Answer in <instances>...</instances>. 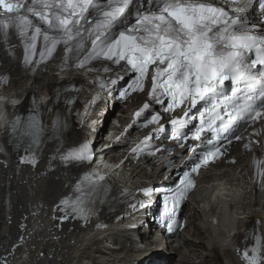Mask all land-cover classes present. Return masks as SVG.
Segmentation results:
<instances>
[{
  "label": "snow or ice",
  "instance_id": "snow-or-ice-1",
  "mask_svg": "<svg viewBox=\"0 0 264 264\" xmlns=\"http://www.w3.org/2000/svg\"><path fill=\"white\" fill-rule=\"evenodd\" d=\"M13 31L24 46L26 66L53 59L62 47L63 63L74 56L77 69L94 71L88 65L103 61L131 73L127 87L118 90V98L145 91L149 81V100L136 110L125 133L141 119L142 127L158 125L151 135L164 132L166 126L160 121L168 114L173 141L184 147L191 139L199 142L197 147L206 148L198 156L196 147L189 149L191 167L183 171L179 183L164 198L159 223L166 224L169 233L182 227L177 215L196 186L194 174L227 154L224 141H241L251 125L264 123V0H0V33L5 43ZM61 70H65L63 65ZM110 70L104 67L105 72ZM0 81L6 83L7 77ZM117 82L113 79L111 85ZM101 87L112 95L114 89L107 82ZM90 103L95 105L96 98ZM152 103L162 111L153 110ZM177 109L183 114L173 115ZM40 112L35 98L27 117L16 114L9 120L0 106V121L14 138L13 143L29 154L21 157L22 161L33 165L37 163L36 153L49 138ZM66 126V121L57 117L52 135ZM151 135L132 152L148 148ZM254 135L260 131L255 130ZM253 143L260 141L250 140L243 147L251 150ZM156 151L161 149L152 154ZM95 156L85 142L59 149L54 158L66 166L90 165ZM109 180L105 174L86 172L57 205L56 210L62 213L59 219L88 222L109 191ZM151 191L145 189V196L150 197ZM137 205L143 208L146 202L138 201L132 208L136 210ZM256 240L254 247L242 253L246 264H264V241L260 237Z\"/></svg>",
  "mask_w": 264,
  "mask_h": 264
},
{
  "label": "bare ground",
  "instance_id": "bare-ground-1",
  "mask_svg": "<svg viewBox=\"0 0 264 264\" xmlns=\"http://www.w3.org/2000/svg\"><path fill=\"white\" fill-rule=\"evenodd\" d=\"M14 33L10 32L9 35L12 37ZM2 37L3 34L0 33V39ZM40 46L41 41L38 40V52ZM61 48H58L53 59L39 65L34 64L32 67L24 63L13 67L6 62L7 58L1 57L0 54V75L7 77L8 82L4 88L13 92L12 97L16 101L12 103H19L17 100H21L23 92L27 91L29 79L33 80L37 89L48 84V87L57 89L65 96L72 88L74 94L79 92V80L60 85L52 83L53 68L59 65H63L65 69L70 67V63H63L64 53ZM36 59H39L38 54ZM69 61L75 65L74 56ZM105 66L111 70L105 72ZM88 68L94 69H86L91 81L107 82L108 86L111 84V76L120 78L124 74L120 67L113 68L111 64L106 65L103 61H94ZM68 98L73 99L71 96ZM145 100L144 96L132 99L133 104ZM56 108L55 115L63 114L66 109L62 102ZM52 117L50 113L44 115V125L49 138L36 153L35 165L22 161L23 156L19 151L9 150V154L7 150L4 156L0 152V264H246L245 260L237 259L233 245L232 248L228 246L231 239L229 232L223 231L220 235H215L209 217L205 219L200 215L194 220L197 210L192 204L188 205L183 214L189 222L188 228L186 233L179 237L185 247L179 240L177 246H174L172 241H166L165 247L146 251L141 246L149 244L148 235L143 233L141 241L134 240L133 236L138 235L140 229H127L122 225L123 220L119 219L125 212L120 209V201L126 191L116 185L111 189L109 201L100 205L97 214L88 222L72 217L59 219L62 213L56 210L57 200L61 194L73 190L81 170L75 165L66 166L54 157L59 149H66L76 142L81 132L75 126H67L53 136ZM2 128L5 129L3 121H0V131ZM255 130L260 131L258 136L253 132L255 139L263 142L262 126H257ZM241 156L243 154L236 149L234 157L239 159ZM127 161L135 179L152 178L157 182L164 176L161 170L157 171L162 165L160 160L157 163L147 160L149 166H154L149 177L145 176L146 170L141 160L136 163ZM240 203L243 204L242 214L246 215V222L245 229H242L241 224L237 226V246L245 247L252 244L259 234L264 236V220L263 213L254 209L255 205L250 198H244ZM256 205L264 206V197H259ZM224 214L225 208L222 209L221 216H218L219 226H224ZM191 232L194 238H200L198 243L190 241ZM232 241L234 242V238ZM205 250H211L213 253H203ZM85 259L91 263L84 262Z\"/></svg>",
  "mask_w": 264,
  "mask_h": 264
},
{
  "label": "rangeland",
  "instance_id": "rangeland-1",
  "mask_svg": "<svg viewBox=\"0 0 264 264\" xmlns=\"http://www.w3.org/2000/svg\"><path fill=\"white\" fill-rule=\"evenodd\" d=\"M186 210V209H185ZM194 217H196L195 219H194ZM194 217H192L195 221H196V219H198V217H199V215H198V213H195L194 214ZM191 230H192V232H193V227H191ZM192 232H191V237H190V241L192 242V243H198L199 242V239L200 238H194V236L192 235ZM194 238V239H193ZM183 247H185V244H183L182 245ZM203 253H213V252H211V250H205V251H203ZM84 262H87V259H85L84 260ZM87 263H91L90 261H88ZM92 264V263H91ZM102 264H104V263H102Z\"/></svg>",
  "mask_w": 264,
  "mask_h": 264
}]
</instances>
